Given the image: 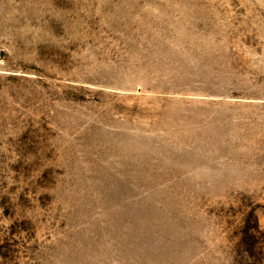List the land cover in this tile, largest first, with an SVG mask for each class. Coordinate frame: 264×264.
Returning a JSON list of instances; mask_svg holds the SVG:
<instances>
[{"label": "rangeland", "instance_id": "1", "mask_svg": "<svg viewBox=\"0 0 264 264\" xmlns=\"http://www.w3.org/2000/svg\"><path fill=\"white\" fill-rule=\"evenodd\" d=\"M0 264H264V0H0Z\"/></svg>", "mask_w": 264, "mask_h": 264}]
</instances>
